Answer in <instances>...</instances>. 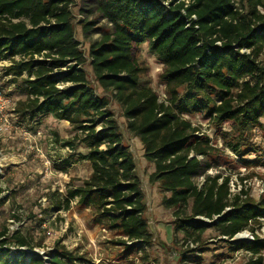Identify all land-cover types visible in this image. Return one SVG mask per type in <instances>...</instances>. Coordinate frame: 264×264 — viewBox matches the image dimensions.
Instances as JSON below:
<instances>
[{
	"label": "trees",
	"instance_id": "obj_1",
	"mask_svg": "<svg viewBox=\"0 0 264 264\" xmlns=\"http://www.w3.org/2000/svg\"><path fill=\"white\" fill-rule=\"evenodd\" d=\"M74 1L0 0V61L11 63L9 83L24 97L15 112L31 121L48 114L68 121L77 133L66 145L75 149L80 141L88 148L86 154H71L67 163L89 161L90 176L65 193L54 190L48 209L67 210L76 200L90 210L92 223L106 224L137 248L152 238L134 156L123 144L110 100L90 84L84 69L89 57L96 79L119 103L128 129L155 166L150 180L170 193L163 203L173 209L175 230L184 232L186 241H198L211 225L228 239L254 231L264 218V195L257 200L246 189L233 193L229 177L220 175L196 182L220 150L186 116L229 123L238 134H222L240 156L243 147L260 149L246 134L257 128L264 140V0H241L243 10L234 0H96L111 28L90 44L88 56L76 38ZM83 22L85 32L94 25ZM142 43L163 64L164 100L142 81L148 71L136 55ZM8 200L0 196V211ZM35 236L32 229H0V264L85 260L59 241L47 257L31 252L42 246ZM121 243L130 248L126 240ZM240 248L251 253L247 264H264V240L232 245Z\"/></svg>",
	"mask_w": 264,
	"mask_h": 264
},
{
	"label": "rangeland",
	"instance_id": "obj_2",
	"mask_svg": "<svg viewBox=\"0 0 264 264\" xmlns=\"http://www.w3.org/2000/svg\"><path fill=\"white\" fill-rule=\"evenodd\" d=\"M235 6L243 10L244 2L234 0ZM76 38L80 47L88 56L90 44L98 40L103 32L110 30L111 23L96 10V0H75L72 6ZM94 21L89 31L83 29L84 22ZM140 61L147 66L142 76L159 94L160 100L166 99L165 83L159 79L163 64L150 50L148 43H142L136 52ZM260 60L264 63V53ZM9 60L0 61V196H9V200L0 211V229L6 226L10 232L17 229H32L39 254L53 248L59 241L84 261L76 264H247L251 253L244 248L232 249L239 242L253 241V231L246 229L237 237L228 239L220 235L216 226L211 225L202 233L198 241L188 240L185 233L176 231L173 209L163 203V197L170 193L164 191L159 182H152L150 174L155 170L152 162L144 156L142 143L127 127L123 110L112 93L104 89L95 77L90 58L84 64L90 84L100 96L110 100L108 109L113 113L123 144L129 147L136 162V175L140 179L146 204L145 218L148 221L151 241L137 244L127 240L116 230L103 223H92L89 209L80 208L76 200L67 210H49V197L54 190L65 193L67 188L79 185L90 176L92 167L83 159L70 162V155L86 154L88 148L80 141L75 149L66 145L77 131L68 121L53 114L40 116L38 121L22 118L15 112L19 99L13 84L12 75H6ZM192 122L199 124L210 135L213 144L220 150L209 157L211 167L205 168L196 178L202 183L207 176L220 175L230 179L233 193L246 189L249 196L260 199L264 195V140L257 128L246 134L254 146L262 150L247 151L238 155L227 146L223 132L238 134L229 123L217 126L203 114L187 115ZM264 122V119H262ZM100 126V125H99ZM235 132V133H234ZM255 238L264 240V218L253 225ZM126 240L130 248L121 242ZM136 244V245H135ZM15 251V247L12 246ZM264 256V250H263Z\"/></svg>",
	"mask_w": 264,
	"mask_h": 264
},
{
	"label": "built area",
	"instance_id": "obj_3",
	"mask_svg": "<svg viewBox=\"0 0 264 264\" xmlns=\"http://www.w3.org/2000/svg\"><path fill=\"white\" fill-rule=\"evenodd\" d=\"M261 9V8H260ZM262 10V9H261ZM243 51H247L246 49H243ZM164 100V99H163ZM203 220H206V221H209L208 219H203ZM245 231V230H244ZM252 231V230H251ZM243 232V231H242ZM254 231H253V233H252V238H253V240H255L256 238H255V235H254ZM241 233L239 232L238 234H236V236L235 237H237V236H239ZM237 240H240V238L239 239H237ZM50 250H52V248L51 249H49L48 251H50ZM48 251H44V252H41L40 253V255H42V256H44V257H47V252ZM31 252H34V253H37V254H39L38 252H36L34 249L31 251Z\"/></svg>",
	"mask_w": 264,
	"mask_h": 264
},
{
	"label": "water",
	"instance_id": "obj_4",
	"mask_svg": "<svg viewBox=\"0 0 264 264\" xmlns=\"http://www.w3.org/2000/svg\"><path fill=\"white\" fill-rule=\"evenodd\" d=\"M238 241H241V240H236V243H237Z\"/></svg>",
	"mask_w": 264,
	"mask_h": 264
}]
</instances>
